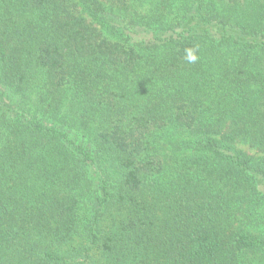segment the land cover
Listing matches in <instances>:
<instances>
[{
  "label": "trees",
  "instance_id": "1",
  "mask_svg": "<svg viewBox=\"0 0 264 264\" xmlns=\"http://www.w3.org/2000/svg\"><path fill=\"white\" fill-rule=\"evenodd\" d=\"M263 233L264 0H0V264H264Z\"/></svg>",
  "mask_w": 264,
  "mask_h": 264
},
{
  "label": "rangeland",
  "instance_id": "2",
  "mask_svg": "<svg viewBox=\"0 0 264 264\" xmlns=\"http://www.w3.org/2000/svg\"><path fill=\"white\" fill-rule=\"evenodd\" d=\"M242 148L245 149V150L248 151V152L253 153V150L249 149V148L246 147V146H242ZM263 236H264V233H263ZM94 257H95L97 260H99V256H98V254H96Z\"/></svg>",
  "mask_w": 264,
  "mask_h": 264
}]
</instances>
